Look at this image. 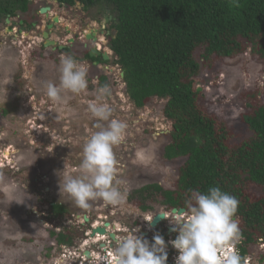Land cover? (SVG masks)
<instances>
[{
  "label": "rangeland",
  "instance_id": "rangeland-1",
  "mask_svg": "<svg viewBox=\"0 0 264 264\" xmlns=\"http://www.w3.org/2000/svg\"><path fill=\"white\" fill-rule=\"evenodd\" d=\"M45 4L53 6L55 15H70L54 0H35L33 8L37 10ZM8 38L2 29L0 40L7 43L0 44V264H102L106 259L102 244H107L109 237L92 235L86 229L79 239L81 243L75 241L72 247H61L50 236V230L58 226H79L82 231L77 225L81 222L79 216L94 217L93 222L98 220L102 225L109 223L107 229L119 240L135 230L137 235L148 232L147 240L154 243L157 227L149 230V219L166 211L168 217L158 225L166 229L175 226L173 214L160 203L161 197L149 203V210H143L128 197L132 190L147 184L172 188L178 169L186 160L164 156L172 129L171 121L164 115L166 99L153 98L143 107L136 106L125 92L122 71L111 52L110 70L105 73L111 94L106 102L114 109L113 116L127 124L124 141L114 149L127 198L123 206L97 200L89 210L81 209L66 193L61 195L60 180L65 174H77L83 142L98 130L87 106L96 100L98 89L103 86L96 76L87 75L86 93H66L62 103L51 102L45 84L59 83L62 57L55 54L46 59L51 56V49L44 55L39 51L40 29L15 44ZM200 52L195 53L201 66L196 87L202 108L227 124L233 135L232 146L249 139L252 132L242 116L262 103L264 57L247 49L223 60L214 56L203 61ZM247 193L256 199L262 190L252 184ZM51 203L64 205L67 215L52 218ZM120 228L122 231H117ZM177 235L173 231L164 238L167 251L171 252L170 264H175V248L170 241ZM117 242L118 239L105 246L114 251ZM251 249L245 264H264V247L255 244ZM85 250H90L91 258L84 261L81 256Z\"/></svg>",
  "mask_w": 264,
  "mask_h": 264
},
{
  "label": "trees",
  "instance_id": "trees-1",
  "mask_svg": "<svg viewBox=\"0 0 264 264\" xmlns=\"http://www.w3.org/2000/svg\"><path fill=\"white\" fill-rule=\"evenodd\" d=\"M58 1L104 2L113 15L110 48L124 73L128 98L138 107L153 98L166 99L164 115L172 129L164 155L186 160L172 188L147 184L132 190L128 199L149 210V203L161 197L167 211L185 208L190 214L185 201L191 191L207 193L219 186L239 201L235 219L242 256L252 254L251 245H264V96L260 105L242 116L252 136L232 146L230 128L199 102L196 80L201 66L195 56L200 50L203 61L223 60L250 49L264 57V0H240L239 7L231 0ZM31 3L0 0V13L15 16L28 11ZM100 85H107L106 77H101ZM252 184L262 190L256 199L247 193ZM50 206L52 218L66 216L64 205ZM83 233L73 225L50 230L58 246L72 247Z\"/></svg>",
  "mask_w": 264,
  "mask_h": 264
},
{
  "label": "clouds",
  "instance_id": "clouds-1",
  "mask_svg": "<svg viewBox=\"0 0 264 264\" xmlns=\"http://www.w3.org/2000/svg\"><path fill=\"white\" fill-rule=\"evenodd\" d=\"M231 3L235 7L240 6V0H231ZM59 72L58 84L51 81L45 84L46 95L51 102L62 103L66 93L79 95L87 92V68L73 57L61 58ZM110 94L107 86L100 87L96 100L88 104L87 110L96 119L94 127L98 130L83 142L77 174H65L60 180L61 195L66 193L76 206L84 210H89L92 202L97 200H102L106 205L123 206L127 198V189L122 187L124 182L119 176L114 152L115 147L125 139L127 124L113 116L114 109L106 102ZM185 204L190 214L187 210L184 214H174L170 210L175 225L172 230L178 233L170 241L175 248V264H241V260L245 264L250 255L243 257L239 246L240 229L235 219L239 206L237 198L219 186H213L207 193L191 191ZM164 212L166 219L167 212ZM97 221L91 224V233L94 228L102 227ZM61 228L58 226L55 230L60 231ZM110 233V229H107L103 237L109 236L112 239ZM117 239L114 251L112 247L110 251L108 246H102L107 264H168V254L171 252L168 253L162 236H155L154 243H150L133 231L121 240L116 235L112 240L114 242Z\"/></svg>",
  "mask_w": 264,
  "mask_h": 264
},
{
  "label": "flooded vegetation",
  "instance_id": "flooded-vegetation-1",
  "mask_svg": "<svg viewBox=\"0 0 264 264\" xmlns=\"http://www.w3.org/2000/svg\"><path fill=\"white\" fill-rule=\"evenodd\" d=\"M34 1L35 0H32L28 11L18 12L15 16H4L0 13V31L4 29V35H9L8 40L10 43L15 44L21 40L20 38H25V36L31 38V31L40 29L42 44L40 45L39 51L44 55V53H46L45 51L51 49V56H45L46 59L53 58L55 54L58 55V58L71 56L79 64L87 68V75L89 77L96 76L99 84L101 83V77H106L107 80L108 78L105 73L110 70L109 64L112 58L110 38L112 34L111 22L113 20V15L107 5L104 2L85 5V3L79 1L74 5H70L54 0L58 5L70 12L69 16H62L55 15L53 13V6L46 4L40 5V7L35 10L33 8ZM44 8L47 9L45 12H43ZM56 17L57 20H55ZM62 20H68L69 22L62 23ZM13 24H17V27L13 26ZM25 31H27L26 35ZM32 42L35 43V40ZM3 43L7 42L1 39L0 44L2 45ZM31 44L32 43L29 42L30 46ZM57 61L60 62L59 59ZM96 71H98L97 74ZM178 177L179 173L177 174L176 180ZM79 218L81 222H78L77 225H81L82 231L87 229L86 232H88L94 217L91 218L88 216V220L83 216H79ZM162 221L160 223H162ZM102 223L103 222H101V224ZM136 225L140 224L136 222ZM78 227L79 226H77V228ZM102 227H105L107 230L106 223L102 225ZM168 229L169 228L165 229L157 226L155 236L159 235L163 238H167L170 233ZM124 231L126 230L124 229ZM146 233L148 234V232ZM147 234L145 235L142 233L141 235L147 239ZM76 242L81 243L79 239ZM112 242V239H108L106 242L107 244L103 243L102 246H109Z\"/></svg>",
  "mask_w": 264,
  "mask_h": 264
},
{
  "label": "water",
  "instance_id": "water-1",
  "mask_svg": "<svg viewBox=\"0 0 264 264\" xmlns=\"http://www.w3.org/2000/svg\"><path fill=\"white\" fill-rule=\"evenodd\" d=\"M47 9L44 8L43 9V12H45ZM55 20H57V17L55 18ZM122 76H124V73L122 72ZM172 212L174 214H184L186 213V209L185 208H173L172 209ZM166 217V213L165 212H159L157 214H155L150 222V226L152 228H155L162 220H164ZM85 219H87V217L85 216ZM106 226H109V223H106ZM173 227H169L168 231L169 232H173ZM96 233H99V234H106L107 233V230L105 227H97V228H94L93 229V235H95ZM144 234L146 235L147 233L144 232ZM111 236L112 239H115V234L113 233H110L109 234ZM86 256L90 257V252L89 251H86L85 252Z\"/></svg>",
  "mask_w": 264,
  "mask_h": 264
},
{
  "label": "built area",
  "instance_id": "built-area-1",
  "mask_svg": "<svg viewBox=\"0 0 264 264\" xmlns=\"http://www.w3.org/2000/svg\"><path fill=\"white\" fill-rule=\"evenodd\" d=\"M97 224V223H96ZM96 224H94V226L96 225ZM64 255H66V254H64ZM81 258L85 261L86 260V256H85V254L83 255V256H81ZM105 262H102V264H107L108 263V260H104ZM81 262H83L82 260H81Z\"/></svg>",
  "mask_w": 264,
  "mask_h": 264
},
{
  "label": "bare ground",
  "instance_id": "bare-ground-1",
  "mask_svg": "<svg viewBox=\"0 0 264 264\" xmlns=\"http://www.w3.org/2000/svg\"><path fill=\"white\" fill-rule=\"evenodd\" d=\"M149 220H151V219H149ZM99 236H103V234H99Z\"/></svg>",
  "mask_w": 264,
  "mask_h": 264
}]
</instances>
